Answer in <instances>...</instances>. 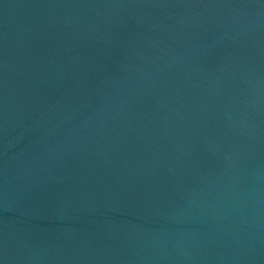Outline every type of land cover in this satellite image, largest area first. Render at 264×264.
Here are the masks:
<instances>
[{
	"label": "water",
	"instance_id": "obj_1",
	"mask_svg": "<svg viewBox=\"0 0 264 264\" xmlns=\"http://www.w3.org/2000/svg\"><path fill=\"white\" fill-rule=\"evenodd\" d=\"M0 264H264V0H0Z\"/></svg>",
	"mask_w": 264,
	"mask_h": 264
}]
</instances>
